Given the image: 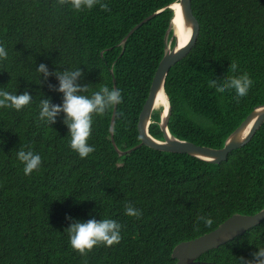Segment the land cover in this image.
Segmentation results:
<instances>
[{
    "label": "trees",
    "instance_id": "obj_1",
    "mask_svg": "<svg viewBox=\"0 0 264 264\" xmlns=\"http://www.w3.org/2000/svg\"><path fill=\"white\" fill-rule=\"evenodd\" d=\"M177 1L101 0L109 11L99 5L77 11L70 0H0V42L9 53L0 62V88L33 98L20 111L0 108V264H176L172 252L178 244L235 214L264 208V123L249 143L212 164L146 145L120 155L108 133L114 107L94 117L89 143L95 151L84 159L70 148L63 113L55 123L39 119L42 99L63 103L54 73L79 67L77 82L89 87L85 94L115 87L116 80L122 102L115 142L121 151L138 146L139 116L174 16L168 6ZM192 9L200 33L168 74V128L180 140L218 149L264 104V0H192ZM232 62L238 64L235 73ZM40 64L51 74L39 73ZM244 72L254 82L245 97L209 83ZM161 111L153 112L150 125L159 140ZM22 148L41 155L42 165L31 175L17 158ZM128 203L141 210L139 218L126 215ZM66 216L115 219L122 239L81 254L70 245ZM201 216L213 223L206 225ZM258 247H264V220L194 264H239Z\"/></svg>",
    "mask_w": 264,
    "mask_h": 264
},
{
    "label": "clouds",
    "instance_id": "obj_2",
    "mask_svg": "<svg viewBox=\"0 0 264 264\" xmlns=\"http://www.w3.org/2000/svg\"><path fill=\"white\" fill-rule=\"evenodd\" d=\"M63 5L65 0H59ZM99 5L105 11H109V4L101 2V0H70V6L77 10H91ZM8 50L6 46L0 42V62L8 58ZM232 72L238 71L237 62L230 64ZM38 72L45 77L50 75L48 68L44 64H40ZM59 81L57 89L63 95L62 104H51L50 100L42 99L39 104V119L48 124L55 123L56 117L64 114V123L67 126L70 136V148L75 151L81 159L88 157L95 151L93 145L89 143L92 134V125L95 116H102L106 111L122 102V94L120 89L102 86L99 90L89 93L88 86H82L77 81L82 76L79 67L70 70L54 73ZM211 85H215L221 92L226 90H234L237 96H247L250 88L253 86V80L247 72L241 75L227 76L223 80L213 78L209 81ZM33 98L29 92L23 93L11 92L0 88V108L22 110L25 106L30 105ZM116 131L114 126L108 128V133L114 134ZM17 158L23 164V172L25 175H31L42 165V158L39 153L32 149H20L17 151ZM125 213L129 217L139 218L142 215L140 209L133 204L128 203L125 207ZM70 221L69 226L65 229L68 234L69 242L74 250L84 254L91 251L95 246L103 244L105 247H111L119 244L122 235V225L115 219H88L79 220L72 216H66ZM206 225H211L213 220L211 217L201 216L198 218ZM258 250L252 254V259L244 257L239 258V264H264V247H258Z\"/></svg>",
    "mask_w": 264,
    "mask_h": 264
},
{
    "label": "water",
    "instance_id": "obj_3",
    "mask_svg": "<svg viewBox=\"0 0 264 264\" xmlns=\"http://www.w3.org/2000/svg\"><path fill=\"white\" fill-rule=\"evenodd\" d=\"M173 4H179L182 30L186 33L190 31L187 41L181 46H179V40L177 37V30H179L177 10H174L172 7ZM173 4L168 6L174 11V16L171 20L170 28L165 36V54L157 67L148 98L143 106L138 120V130L141 137V143L130 150L121 151L116 145L114 134L111 133L112 143L120 155H125L136 148L146 145L155 150L169 153L187 154L205 162L220 164L221 162L226 161L233 151L249 143L257 131L261 128L264 123V104L255 107L241 123V125L229 135L224 143V146L218 149L197 145L186 140H180L171 134L168 128L171 115V104L169 96L165 90L166 80L170 69L186 57V55H188V53L192 50L200 33V23L193 13L192 0H179ZM154 15L147 17L133 30H131L123 40L122 44L127 41L137 28L146 23ZM171 30H174V33L173 37L169 40ZM174 39L175 45L172 47L170 43H172ZM114 85L115 88H117L116 80H114ZM161 91L165 93L168 100L167 110H162L160 113L161 119L159 125L164 134L163 140L154 138L150 133L152 115L158 108L156 107L157 100ZM117 106L114 107L111 126L115 125ZM263 220L264 208L253 215L235 214L228 218L215 230L196 239L178 244L172 252V257L177 260L176 264H194L195 261H197L203 254L244 234L246 231L258 226Z\"/></svg>",
    "mask_w": 264,
    "mask_h": 264
},
{
    "label": "bare ground",
    "instance_id": "obj_4",
    "mask_svg": "<svg viewBox=\"0 0 264 264\" xmlns=\"http://www.w3.org/2000/svg\"><path fill=\"white\" fill-rule=\"evenodd\" d=\"M172 7L174 8V10L176 9L177 10V21H178V24H179V30H177V37H178V40H179V46L183 45L189 35H190V31H188L187 33L184 32L181 28V14H180V8H179V4H173ZM174 32V30H173ZM158 108H162V110H167L168 108V100H167V97L165 95V93L163 91H161L158 95V100H157V106Z\"/></svg>",
    "mask_w": 264,
    "mask_h": 264
},
{
    "label": "rangeland",
    "instance_id": "obj_5",
    "mask_svg": "<svg viewBox=\"0 0 264 264\" xmlns=\"http://www.w3.org/2000/svg\"><path fill=\"white\" fill-rule=\"evenodd\" d=\"M171 44V43H170ZM157 109H160V108H157Z\"/></svg>",
    "mask_w": 264,
    "mask_h": 264
}]
</instances>
